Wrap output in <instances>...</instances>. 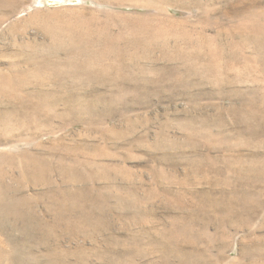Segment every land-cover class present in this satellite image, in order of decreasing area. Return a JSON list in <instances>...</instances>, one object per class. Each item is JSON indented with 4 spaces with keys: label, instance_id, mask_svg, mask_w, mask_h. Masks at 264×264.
Returning <instances> with one entry per match:
<instances>
[{
    "label": "rangeland",
    "instance_id": "rangeland-1",
    "mask_svg": "<svg viewBox=\"0 0 264 264\" xmlns=\"http://www.w3.org/2000/svg\"><path fill=\"white\" fill-rule=\"evenodd\" d=\"M260 166L264 0H0V264H264Z\"/></svg>",
    "mask_w": 264,
    "mask_h": 264
},
{
    "label": "bare ground",
    "instance_id": "bare-ground-1",
    "mask_svg": "<svg viewBox=\"0 0 264 264\" xmlns=\"http://www.w3.org/2000/svg\"><path fill=\"white\" fill-rule=\"evenodd\" d=\"M259 176L264 178V166H260L259 168L256 169L255 171ZM264 182V181H263ZM77 193V192H76ZM75 193V194H76Z\"/></svg>",
    "mask_w": 264,
    "mask_h": 264
}]
</instances>
